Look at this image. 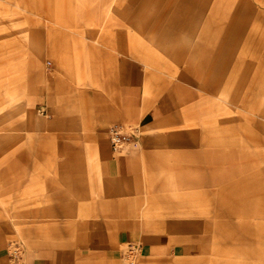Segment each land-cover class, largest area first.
Masks as SVG:
<instances>
[{
	"label": "rangeland",
	"instance_id": "1",
	"mask_svg": "<svg viewBox=\"0 0 264 264\" xmlns=\"http://www.w3.org/2000/svg\"><path fill=\"white\" fill-rule=\"evenodd\" d=\"M129 61L157 111L119 122L143 164L124 237L94 149ZM233 261L264 264V0H0V264Z\"/></svg>",
	"mask_w": 264,
	"mask_h": 264
},
{
	"label": "crops",
	"instance_id": "2",
	"mask_svg": "<svg viewBox=\"0 0 264 264\" xmlns=\"http://www.w3.org/2000/svg\"><path fill=\"white\" fill-rule=\"evenodd\" d=\"M111 69V68H108ZM112 69L126 70L125 85L119 89V96L115 99L117 103L110 100L107 105H104L102 110L105 111L101 115L97 116L96 121L103 123L107 122H127V123H137L139 126L146 127L147 125L154 122L156 119V108L151 107V101L148 100L146 96L142 95V87L145 82L144 73L138 66H134L130 61L121 62L119 68L116 64ZM138 127V126H137ZM106 141V138L102 136ZM108 143V140L106 141ZM109 144V143H108ZM93 149V148H92ZM91 149V150H92ZM95 155L97 156V163L95 164L96 172L99 177L107 182V186H103L105 194L101 197H107L110 199L109 205L107 206L106 214L114 216L115 219L110 220L109 223L120 224L122 228H118V231H122L121 236L129 237L132 234V229H130L131 223L126 218L117 217L125 216L131 214L132 211H126L122 204L118 205L117 200L120 197L127 196V190L132 189V184H139L143 180L140 175H137L138 168H142L141 153L131 151L129 154H119L116 155L110 148L105 144L100 146V149L95 148ZM94 153V152H93ZM78 197L81 196V189L77 187ZM129 197H133V192ZM126 198V197H125ZM113 199L116 202L113 204ZM79 204V201H78ZM130 208H132V203L130 202ZM80 214H84L81 213ZM91 211H88L90 213ZM87 213V212H86ZM101 211L94 210L92 214L99 216ZM91 224V226H90ZM83 231L79 236H82L87 244L93 247H99L100 240L103 237L104 232L101 231V220L95 219L87 220L82 223ZM118 233V232H117ZM53 237V236H52ZM84 244V242H82ZM156 243L153 246H159ZM48 246V245H47ZM181 246L180 244H175L172 248ZM185 248V245H183ZM179 248V247H178ZM147 251L152 252L153 250L150 246L147 247ZM173 249V250H174Z\"/></svg>",
	"mask_w": 264,
	"mask_h": 264
},
{
	"label": "built area",
	"instance_id": "3",
	"mask_svg": "<svg viewBox=\"0 0 264 264\" xmlns=\"http://www.w3.org/2000/svg\"><path fill=\"white\" fill-rule=\"evenodd\" d=\"M106 133L110 148L117 155L125 154L129 148L128 144L136 143L138 138L136 127H131L130 130H126V128L119 123L109 125ZM19 249V247L16 248V250Z\"/></svg>",
	"mask_w": 264,
	"mask_h": 264
},
{
	"label": "bare ground",
	"instance_id": "4",
	"mask_svg": "<svg viewBox=\"0 0 264 264\" xmlns=\"http://www.w3.org/2000/svg\"><path fill=\"white\" fill-rule=\"evenodd\" d=\"M126 124H130V123H127V122H126ZM132 124H134V123H132ZM130 125H131V124H130ZM232 264H240V262L237 263L236 261H233Z\"/></svg>",
	"mask_w": 264,
	"mask_h": 264
}]
</instances>
